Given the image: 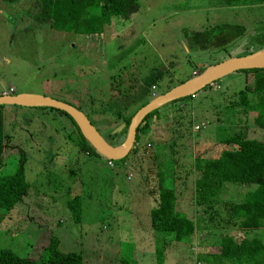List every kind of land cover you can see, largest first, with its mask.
Listing matches in <instances>:
<instances>
[{"label":"rangeland","instance_id":"rangeland-1","mask_svg":"<svg viewBox=\"0 0 264 264\" xmlns=\"http://www.w3.org/2000/svg\"><path fill=\"white\" fill-rule=\"evenodd\" d=\"M38 10V0H0V93L12 88L10 94L35 93L69 103L114 146L127 137L123 119L153 92L157 96L203 68L264 48V4L138 0L127 19L114 17L102 33L91 35L38 23ZM254 76L236 71L193 98L162 105L159 112L168 117L154 122L128 156L111 166L106 158L78 149L65 115L4 105L7 138L0 175L14 172L22 150L30 187L12 210L0 211V250L37 260L40 242L50 233L60 251L80 253L83 264H157V250L163 264H209L204 254L222 232L237 229L221 207L215 214L196 205L193 161L197 153L214 157L224 140L236 135L264 141V130L251 126L241 107L235 113L226 110ZM200 123L205 127L196 131ZM167 159H175L180 177L176 209L196 222L195 235L184 243L162 239L150 225L157 172ZM75 195L81 201L77 222L67 207Z\"/></svg>","mask_w":264,"mask_h":264},{"label":"trees","instance_id":"trees-1","mask_svg":"<svg viewBox=\"0 0 264 264\" xmlns=\"http://www.w3.org/2000/svg\"><path fill=\"white\" fill-rule=\"evenodd\" d=\"M3 1L13 3L17 0ZM38 1L39 10L35 16V21L38 23L49 24L57 31L91 35L102 33L114 17L127 19L131 13L136 11L138 0ZM220 3L222 6H253L263 5L264 0H220ZM224 28L227 29V26L225 25ZM199 34L193 36L191 41L195 42V38L197 41ZM246 52L247 54L252 53ZM239 72L246 76L255 74V79L252 85H246L244 89L234 94L236 100L226 106V110L235 113L239 110L238 107H241L245 113H248L250 125L264 130V67L243 69ZM182 82L184 81L180 83ZM194 96L184 97L170 103L182 102ZM3 107L4 105H0V160L7 138L3 126ZM48 109L55 110L69 119L75 128V143L80 151L87 155L94 154L105 158L84 138L74 120L67 113L54 108ZM159 109L160 107L152 110L139 124L133 146L140 141L143 134L150 130L154 122L168 117H162ZM133 114L123 119L125 125L123 135L127 133ZM224 144L214 157H206L202 153H197L192 166L196 174L194 180L196 205L202 207L205 212L214 211L215 214H218L215 209L221 207L228 215V223L237 229V233L222 232L220 241L211 246V251L208 250L204 254V262L209 264H264V141L236 135L226 138ZM19 153V161L14 172L0 175V211L3 212L12 210L27 194L30 187L25 178V152L19 150ZM175 165V159H167L163 162L164 169L157 172V204L150 210V225L155 235L161 236L162 239L170 238V241L175 243H184L195 235L196 222L176 209L178 199L176 185L180 177L175 173ZM225 193L226 197H224ZM67 207L74 221H79L80 197L75 195L69 199ZM58 245V239L49 233L48 239L40 242L42 250L40 249L37 260L31 257H20L10 249H1L0 264H83L80 253L62 252ZM156 262L163 264V253L160 250H157ZM122 264L132 263L125 261Z\"/></svg>","mask_w":264,"mask_h":264},{"label":"water","instance_id":"water-1","mask_svg":"<svg viewBox=\"0 0 264 264\" xmlns=\"http://www.w3.org/2000/svg\"><path fill=\"white\" fill-rule=\"evenodd\" d=\"M262 60H264V48L244 56L230 57L221 63L205 68L194 77L187 79L168 91L153 97L133 114L128 126L127 137L123 144L117 146L107 142L80 109L64 101L35 93H2L0 95V105L48 107L63 111L74 120L84 138L101 155L110 160H121L126 157L133 147L137 127L142 122L144 117L152 110L172 101L188 96H194V94L203 89L205 86L211 85L213 82L233 72L243 69L264 67V65L259 64Z\"/></svg>","mask_w":264,"mask_h":264},{"label":"built area","instance_id":"built-area-1","mask_svg":"<svg viewBox=\"0 0 264 264\" xmlns=\"http://www.w3.org/2000/svg\"><path fill=\"white\" fill-rule=\"evenodd\" d=\"M11 92H13V89L11 88L10 90H9V92H3L4 94H10ZM152 97H154L156 94L153 92L152 93ZM205 127V125H204V123H200V124H196L193 128L196 130V131H198L199 129H203ZM112 160H110V159H108V165L109 166H111L112 165Z\"/></svg>","mask_w":264,"mask_h":264},{"label":"bare ground","instance_id":"bare-ground-1","mask_svg":"<svg viewBox=\"0 0 264 264\" xmlns=\"http://www.w3.org/2000/svg\"><path fill=\"white\" fill-rule=\"evenodd\" d=\"M259 64H262V65H264V60L260 61V62H259Z\"/></svg>","mask_w":264,"mask_h":264},{"label":"clouds","instance_id":"clouds-1","mask_svg":"<svg viewBox=\"0 0 264 264\" xmlns=\"http://www.w3.org/2000/svg\"><path fill=\"white\" fill-rule=\"evenodd\" d=\"M155 96H156V95H155ZM155 96H154V97H155Z\"/></svg>","mask_w":264,"mask_h":264}]
</instances>
